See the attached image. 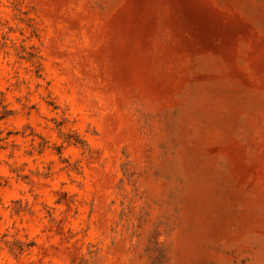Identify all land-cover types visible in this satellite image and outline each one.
<instances>
[{
  "label": "rangeland",
  "instance_id": "374dc122",
  "mask_svg": "<svg viewBox=\"0 0 264 264\" xmlns=\"http://www.w3.org/2000/svg\"><path fill=\"white\" fill-rule=\"evenodd\" d=\"M0 112L4 264H264V0H0Z\"/></svg>",
  "mask_w": 264,
  "mask_h": 264
},
{
  "label": "clouds",
  "instance_id": "9594fccd",
  "mask_svg": "<svg viewBox=\"0 0 264 264\" xmlns=\"http://www.w3.org/2000/svg\"><path fill=\"white\" fill-rule=\"evenodd\" d=\"M2 114V112H0ZM8 122H5V127L7 128ZM28 240L23 238V234L15 235L13 233H9L5 236L3 232H0V248H3L5 244H8L12 247L13 251H17L22 247H26L28 244ZM0 264H4V261L0 260Z\"/></svg>",
  "mask_w": 264,
  "mask_h": 264
}]
</instances>
